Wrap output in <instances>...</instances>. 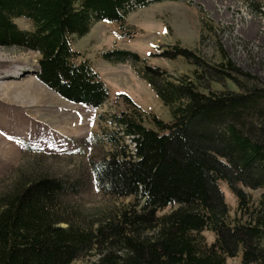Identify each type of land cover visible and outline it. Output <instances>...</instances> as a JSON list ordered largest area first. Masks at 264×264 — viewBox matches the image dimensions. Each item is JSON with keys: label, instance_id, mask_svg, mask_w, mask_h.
Masks as SVG:
<instances>
[{"label": "trees", "instance_id": "obj_1", "mask_svg": "<svg viewBox=\"0 0 264 264\" xmlns=\"http://www.w3.org/2000/svg\"><path fill=\"white\" fill-rule=\"evenodd\" d=\"M163 1L169 0H0V47L37 52L39 82L65 101L99 108L109 90L72 48L73 38L99 21L116 23L120 37L131 38L135 27L127 15ZM17 19L30 29L21 30ZM160 55L195 68L194 79L174 80L158 66L137 69L164 106L177 105L172 119L146 114L118 95L127 110L113 115V129L102 130L110 152L92 164L100 191L133 202L85 229L59 213L61 180L43 177L16 187L0 197V264H71L91 254L90 264H226L238 253L241 264H264V85L222 49L216 65L178 44ZM101 57L133 67L143 62L126 50ZM226 80L236 90L211 89ZM219 182L235 196L238 217H230ZM245 189L262 191L258 205ZM172 205L177 208L157 215ZM203 231L214 234L212 244Z\"/></svg>", "mask_w": 264, "mask_h": 264}, {"label": "rangeland", "instance_id": "obj_2", "mask_svg": "<svg viewBox=\"0 0 264 264\" xmlns=\"http://www.w3.org/2000/svg\"><path fill=\"white\" fill-rule=\"evenodd\" d=\"M126 22L135 27L131 38H121L116 23L99 21L85 36L72 40V48L89 61L109 90L108 100L99 108L65 101L39 82L32 73L38 69L37 52L0 47V197L49 177L65 184L58 210L76 226L94 229L127 209L133 198L100 191L92 164L110 152L102 130L113 129V115L127 110L118 95H126L146 114L165 122L172 119L171 109L177 105L164 106L137 74V69L147 64L164 69L172 80L183 76L194 79V66L183 58L161 57L167 46L178 44L211 65L221 61L222 49L237 68L264 85V0H169L137 8L127 15ZM15 23L21 30L31 27L24 19ZM112 50L134 52L143 62L133 67L104 61L102 53ZM210 87L236 90L228 80ZM144 124L151 127L148 120ZM125 144L132 149L128 139ZM219 189L230 217H235V196L224 182H219ZM245 191L252 204L258 205L262 191ZM175 208L177 205L164 207L157 215ZM201 235L207 245L215 239L208 231ZM95 259L91 254L71 264H90ZM226 264H241L240 253Z\"/></svg>", "mask_w": 264, "mask_h": 264}, {"label": "water", "instance_id": "obj_3", "mask_svg": "<svg viewBox=\"0 0 264 264\" xmlns=\"http://www.w3.org/2000/svg\"><path fill=\"white\" fill-rule=\"evenodd\" d=\"M36 72H37V70H35V71H32V73H33V74H35Z\"/></svg>", "mask_w": 264, "mask_h": 264}, {"label": "bare ground", "instance_id": "obj_4", "mask_svg": "<svg viewBox=\"0 0 264 264\" xmlns=\"http://www.w3.org/2000/svg\"><path fill=\"white\" fill-rule=\"evenodd\" d=\"M130 150H133V145H132V149H130Z\"/></svg>", "mask_w": 264, "mask_h": 264}]
</instances>
